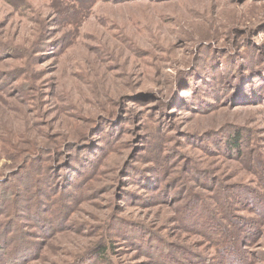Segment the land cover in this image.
<instances>
[{
	"label": "rangeland",
	"instance_id": "obj_1",
	"mask_svg": "<svg viewBox=\"0 0 264 264\" xmlns=\"http://www.w3.org/2000/svg\"><path fill=\"white\" fill-rule=\"evenodd\" d=\"M254 48L264 0H0V264H264V87L199 84Z\"/></svg>",
	"mask_w": 264,
	"mask_h": 264
},
{
	"label": "trees",
	"instance_id": "obj_2",
	"mask_svg": "<svg viewBox=\"0 0 264 264\" xmlns=\"http://www.w3.org/2000/svg\"><path fill=\"white\" fill-rule=\"evenodd\" d=\"M243 48H244L243 50L247 49L245 45H243ZM256 50L259 52H257ZM243 52H244V55L243 54L239 55V58L237 59L233 58V61H229L228 58H225V69L222 71L223 78H226L225 82H222V84H220V81L214 82L213 79L210 77L212 81L210 82V84L207 81H202L199 83L200 85H205V87H207V89L202 94H212L211 95L212 97H215V95H222V93H225L226 91L229 92V89L231 90L237 89L236 84L238 86L242 85L243 87L248 88V90H254L255 94H259V89L262 88L263 90L264 84L262 85L257 84V86H255L254 82H257V80L255 79L253 81H250L251 76L256 75V72L259 70V68L252 70L250 67L252 63H255L254 65H256V67L258 66L262 68V66H264L263 65L264 49L254 48V49H250L249 51H246V53L245 51ZM214 70L219 72V69L216 67H214ZM244 71H246L247 73H244ZM210 75H213V73H210ZM244 75L246 77H244ZM198 79L196 78L197 81ZM243 79H246L247 82H244ZM189 82L191 83V86H192L193 85L192 80H189ZM190 83H189V86H190ZM177 94H175L173 97L175 100H177V97L179 96ZM205 104H208V103H205ZM228 136L229 137H222L221 139H219V141H221L223 145L222 147L223 149L221 150V153H223L227 157L233 154L238 157L245 154L244 152L245 150H247V147L245 148V145H244L245 139L242 133L239 132V133L228 135ZM154 174L158 175L156 171H154ZM151 176L154 177V175L152 174ZM147 182L150 183V180L147 179ZM212 188L213 186H209V190H211ZM217 194H218V198L216 200L218 201L216 203V206L219 207V211L221 212L224 210H227L226 220L229 221L228 211L229 209H233L236 206V203L234 204L232 202V199H229V200L222 199L223 194L221 193H217ZM191 206L192 208L187 209L186 211L187 214L184 217V221L187 222V225L190 226L192 230L196 232L203 231L208 235L209 234H211V236L214 235V237L220 236V238L223 241L222 245L221 244L220 245L223 247L226 246L227 249L229 250V247L232 243L231 235L229 232V227L223 226V223H220V222L217 223L218 216L220 215L218 210L208 205V202L207 201L205 202L202 198L193 200ZM232 225H234V227H239V228L242 227L239 224L232 223L231 226ZM245 227L252 228L253 225L249 226L248 224H246ZM248 232L250 233L249 235H253L254 233L252 229H248Z\"/></svg>",
	"mask_w": 264,
	"mask_h": 264
}]
</instances>
